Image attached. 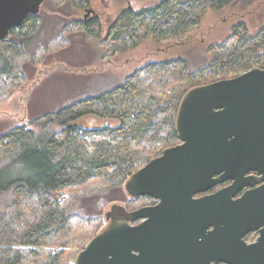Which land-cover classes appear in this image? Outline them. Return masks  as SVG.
Instances as JSON below:
<instances>
[{
	"label": "trees",
	"instance_id": "16d2710c",
	"mask_svg": "<svg viewBox=\"0 0 264 264\" xmlns=\"http://www.w3.org/2000/svg\"><path fill=\"white\" fill-rule=\"evenodd\" d=\"M69 1L83 9L90 0ZM232 2L160 0L137 10L127 7L100 43L105 54L112 55L148 38H177L196 26L207 10ZM37 21V14L27 15L0 41V100L10 94L27 54V31H16L32 29ZM76 26L89 39L100 35L101 22L95 14L75 21L71 29ZM207 53L208 61L196 69L182 57L147 62L116 86L47 112L40 132L21 125L0 134L4 175L17 170L14 177L0 176V195L9 196L6 203L0 202V264H74L68 241L96 232L95 218L70 212L77 196L120 187L139 163L157 155L146 143L168 147L178 142L176 114L187 90L264 68V26L250 33L240 20L225 39L209 45ZM87 114L117 118L119 124L81 128L76 121ZM66 187L75 192L59 199L58 191Z\"/></svg>",
	"mask_w": 264,
	"mask_h": 264
},
{
	"label": "water",
	"instance_id": "95a60500",
	"mask_svg": "<svg viewBox=\"0 0 264 264\" xmlns=\"http://www.w3.org/2000/svg\"><path fill=\"white\" fill-rule=\"evenodd\" d=\"M42 2L0 0V41L27 15L38 13ZM89 13L92 9L84 17ZM175 127L179 142L124 182L128 196H152L158 203L131 212L112 205L106 225L77 253L75 264H200L195 249L209 226L218 227L219 236L231 222L235 235L254 229L244 214L246 207H240L250 202V192L234 202L229 195L247 185H236L247 172L264 174V68L190 88L180 101ZM229 179L233 184L214 194L192 197ZM186 249L187 258L181 253ZM244 251V264H264L263 245ZM223 260L229 261L225 256Z\"/></svg>",
	"mask_w": 264,
	"mask_h": 264
},
{
	"label": "rangeland",
	"instance_id": "374dc122",
	"mask_svg": "<svg viewBox=\"0 0 264 264\" xmlns=\"http://www.w3.org/2000/svg\"><path fill=\"white\" fill-rule=\"evenodd\" d=\"M158 1L160 0H90L87 8L79 9L69 0H43L36 13L38 21L35 27L16 31H27V54L22 59V73L13 83L10 94L0 100V134L21 125L40 132L43 125L41 120L47 112L106 91L150 61L182 57L190 69H196L210 58L208 46L225 39L231 33L232 25L240 20L245 21L250 33H255L264 26V0H234L219 10H207L196 26L177 38L159 41L148 38L132 49L112 55L105 54L106 49L100 41L121 11L129 5L137 10ZM87 9H92L93 13L89 15L95 14L101 22L98 38H87L77 26L75 30L71 29L75 21L86 18L84 16ZM2 64L3 59L0 58V66ZM76 124L81 128L114 127L119 124V120L87 114L80 117ZM53 127L58 129L56 125ZM146 146L153 149V155L157 154L156 156L166 148L163 144L146 143ZM2 149L0 147V151ZM1 163L0 176L7 178V175L14 177L17 174V170H10L4 175L5 168ZM145 163H139L136 168ZM58 192L57 197L61 199L71 197L75 189L66 187ZM8 197L0 195V202L6 203ZM148 200L132 199L126 194L123 183L120 187L109 190L78 195L70 212L88 219L95 218L96 234L106 225L105 213L112 210V205H122L127 210H132L147 204ZM92 236L93 234H89L68 241L66 248L71 252L74 264L77 253Z\"/></svg>",
	"mask_w": 264,
	"mask_h": 264
},
{
	"label": "flooded vegetation",
	"instance_id": "af4514ba",
	"mask_svg": "<svg viewBox=\"0 0 264 264\" xmlns=\"http://www.w3.org/2000/svg\"><path fill=\"white\" fill-rule=\"evenodd\" d=\"M244 176L247 178L239 180L236 185L247 183V185L241 188L233 189L232 194L229 195V199L234 202L241 198L246 192H250L251 200L248 204H243L240 207H246L247 212H244L249 223H252L254 229L239 232L235 235L234 223L231 222L221 236L218 235V227L215 230V226L211 225L205 230V235L199 237V245H196V251L199 255L200 264H244L243 262L247 258V253L244 251L246 246L261 244L264 247V174L257 171H249ZM234 180L229 179L223 183H217L205 191H200L192 195L193 198H200L206 195L214 194L219 189L232 185ZM235 185V186H236ZM133 198H147L148 203L138 206H154L158 203L159 199L152 196L142 195L131 197ZM124 207V206H123ZM212 214L214 213V205L212 206ZM125 208V207H124ZM132 209V210H136ZM233 210V204L230 205ZM126 211L131 212L132 210ZM123 210H117L116 213L120 214ZM106 215V213H105ZM121 215V214H120ZM139 220L131 221L132 224L139 223ZM211 234H208V232ZM220 246L222 249L220 250ZM174 251H170V257L174 254ZM187 258V249L181 252ZM228 258L229 261L223 260V257Z\"/></svg>",
	"mask_w": 264,
	"mask_h": 264
}]
</instances>
